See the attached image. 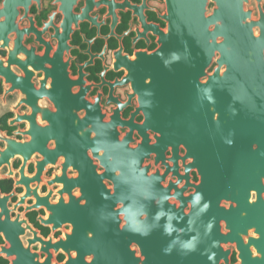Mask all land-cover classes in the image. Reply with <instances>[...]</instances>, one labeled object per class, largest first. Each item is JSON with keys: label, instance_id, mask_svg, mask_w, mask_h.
<instances>
[{"label": "flooded vegetation", "instance_id": "af4514ba", "mask_svg": "<svg viewBox=\"0 0 264 264\" xmlns=\"http://www.w3.org/2000/svg\"><path fill=\"white\" fill-rule=\"evenodd\" d=\"M4 232L39 264H264V0H0Z\"/></svg>", "mask_w": 264, "mask_h": 264}, {"label": "water", "instance_id": "95a60500", "mask_svg": "<svg viewBox=\"0 0 264 264\" xmlns=\"http://www.w3.org/2000/svg\"><path fill=\"white\" fill-rule=\"evenodd\" d=\"M218 34V28H215L212 32H207L208 36ZM205 130V127L202 123L193 122L192 123V131L196 134H199ZM195 157L199 158L200 155H196ZM201 162L206 163L210 168L208 171L211 173L212 178H214V174L218 171V179L222 180L223 188L227 189L229 187L239 186V190L241 189V184L248 180V176H251V166L249 161L248 154H233V153H208L201 155ZM261 161V160H260ZM261 174V169L259 171ZM239 183V184H238ZM4 237L11 243V247L1 246L0 253H5L6 256L9 255L10 252L15 253V258L12 259L11 264H23L24 259L28 261L27 264H39V262L35 259V256L31 254L27 249L24 252V255H21V240L17 238H12L11 235L7 232H4ZM14 243V244H12ZM30 262V263H29Z\"/></svg>", "mask_w": 264, "mask_h": 264}]
</instances>
